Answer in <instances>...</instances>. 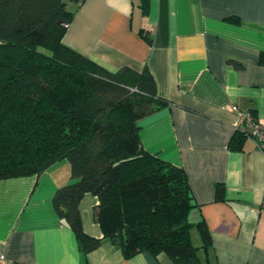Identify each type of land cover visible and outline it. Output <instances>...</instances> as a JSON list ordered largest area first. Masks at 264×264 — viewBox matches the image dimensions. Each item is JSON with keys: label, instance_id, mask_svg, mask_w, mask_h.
Returning a JSON list of instances; mask_svg holds the SVG:
<instances>
[{"label": "crops", "instance_id": "1", "mask_svg": "<svg viewBox=\"0 0 264 264\" xmlns=\"http://www.w3.org/2000/svg\"><path fill=\"white\" fill-rule=\"evenodd\" d=\"M66 7L74 14L62 37L66 46L109 71L125 66L153 76L166 104L138 121L139 140L185 173L197 258L264 264V152L249 136L229 147L237 130H247L242 111L264 124V0H66ZM71 182L65 159L39 175L0 179L4 264H177L163 251L125 257L106 239L83 251L51 203L55 190ZM220 183L224 198L217 200ZM97 203L86 192L78 210L83 231L100 238Z\"/></svg>", "mask_w": 264, "mask_h": 264}, {"label": "trees", "instance_id": "2", "mask_svg": "<svg viewBox=\"0 0 264 264\" xmlns=\"http://www.w3.org/2000/svg\"><path fill=\"white\" fill-rule=\"evenodd\" d=\"M73 16L66 0H0V179L39 175L65 159L73 182L58 187L51 203L83 251L106 239L125 257L148 249L177 264H204L189 238L183 169L139 140L138 121L166 104L153 76L125 66L109 71L66 46ZM246 136L237 130L229 147ZM224 190L216 185L217 200ZM86 192L98 198L100 238L81 227L78 204ZM197 226L207 245L204 223Z\"/></svg>", "mask_w": 264, "mask_h": 264}, {"label": "built area", "instance_id": "3", "mask_svg": "<svg viewBox=\"0 0 264 264\" xmlns=\"http://www.w3.org/2000/svg\"><path fill=\"white\" fill-rule=\"evenodd\" d=\"M241 123L245 124L247 130L245 132L253 141L254 145L264 152V124L254 118L250 111H242L239 115ZM0 264H4V257L0 254Z\"/></svg>", "mask_w": 264, "mask_h": 264}]
</instances>
